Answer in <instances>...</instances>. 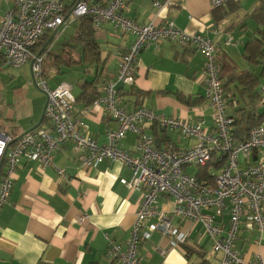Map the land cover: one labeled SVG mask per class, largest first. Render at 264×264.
Here are the masks:
<instances>
[{
    "label": "built area",
    "instance_id": "built-area-1",
    "mask_svg": "<svg viewBox=\"0 0 264 264\" xmlns=\"http://www.w3.org/2000/svg\"><path fill=\"white\" fill-rule=\"evenodd\" d=\"M127 0H110L107 4L78 1L69 12L65 0H15L14 7L0 15V56L5 64L20 67L32 60L37 86L48 95L45 122L17 140L0 128V213L9 202L15 177L22 162H37L42 168L54 167L58 180H67L66 171L55 164L57 154L71 143L78 163L96 168L105 159L120 161L130 170L129 178L121 183L141 196L136 222L125 242L110 243L109 255L120 264H146L140 253L141 244L155 232L168 239L172 246L187 245L193 227L212 240L213 251L220 254V264H264V257L256 254L247 259L236 245L243 229L257 230L264 237V122L250 130L245 141L236 142L232 134L234 117L229 106L238 101L223 87L221 64L216 45L202 33H188L179 29L172 19L162 23L141 24L125 14ZM176 0H154L164 9ZM233 0H211L213 8ZM91 14L97 30L111 22L115 32L135 36L121 55L117 78L103 86V93L93 103L103 107L116 122L105 128L106 142L100 144L90 133L89 125L77 114V100L71 85L61 80L53 88L42 73V56L33 55L35 46L46 34L62 33L69 20ZM163 40L193 45L204 56L206 96L212 108L214 124L192 123L176 116H167L147 107L131 110L121 105V90L117 84L131 88L135 84L140 53ZM230 44L231 41L228 40ZM259 105L264 106V88ZM178 131L184 138L195 139L189 147H159L153 135L145 132L146 125ZM129 132L136 133V154L121 146ZM216 157L222 163L208 175L200 177V168ZM199 168L196 173L189 167ZM171 196L172 210L159 205V197ZM84 218V217H83ZM189 221L192 226L176 224ZM159 249V247H155Z\"/></svg>",
    "mask_w": 264,
    "mask_h": 264
},
{
    "label": "crops",
    "instance_id": "crops-1",
    "mask_svg": "<svg viewBox=\"0 0 264 264\" xmlns=\"http://www.w3.org/2000/svg\"><path fill=\"white\" fill-rule=\"evenodd\" d=\"M78 1L65 0L69 12ZM109 1L102 0L100 4ZM153 1L127 0L124 12L141 24L172 19L183 31L205 35L216 45L220 64L222 58H226L239 72L250 71L260 79L256 90L259 97L255 102L247 95L241 96L231 84L232 89L227 92L239 105H230L229 113L235 119L236 111L242 108L264 112V106L259 105L261 88H264V59L253 64L245 56L249 42L264 41V17L258 21L253 14L261 0H233L231 2L240 5L235 11H230V2L213 8L211 0H176L169 7L159 9ZM14 5L15 0H0V15H5ZM215 12L218 15L222 12L225 16L217 20ZM75 22L70 19L58 39L67 40L74 32ZM96 36L104 60L99 70L103 69L106 82L115 80L120 57L135 36L115 32L111 22L97 29ZM7 67L4 64L0 71ZM95 70L93 68L91 72V79ZM84 73L89 75L85 70ZM58 82L56 80L53 87ZM104 84L99 88L100 95ZM71 90L77 99L81 93L79 84L75 91ZM132 92L131 88L121 92V105L127 110L147 107L192 123L203 121L207 127L214 124L206 96L204 56L193 45L163 40L145 48L138 57ZM76 108L78 115L85 112L81 116L89 125L92 136L100 144L105 143V128L116 127L108 112L103 107L84 106L79 102ZM157 128L148 124L144 130L154 136L158 146ZM166 136L170 145L177 148L189 147L196 142L184 138L178 131L166 130ZM137 141V134L129 132L120 143L136 154ZM55 164L65 169L67 180L59 181L56 168H42L37 162L24 161L19 166L10 200L0 213V264H38L40 261L49 264H120L108 254L110 243L125 244L136 222L141 201L137 191L129 190L120 181L131 176L129 168L120 161L109 159L94 169L84 168L78 163L71 143L57 154ZM159 205L172 210L174 200L162 194ZM175 223L181 224L179 218ZM181 225L192 226L189 221ZM259 235L257 230L250 229H243L239 234L236 245L247 259L256 254L264 257V239L257 242ZM203 238L209 239L213 260L206 258L208 249L202 245ZM156 246L159 249H155ZM140 253L146 264H199L205 260L209 264H220L221 258L213 251L210 236L204 234L200 226L193 227L188 244L182 247L172 246L160 232H155L150 240L141 244Z\"/></svg>",
    "mask_w": 264,
    "mask_h": 264
},
{
    "label": "trees",
    "instance_id": "trees-1",
    "mask_svg": "<svg viewBox=\"0 0 264 264\" xmlns=\"http://www.w3.org/2000/svg\"><path fill=\"white\" fill-rule=\"evenodd\" d=\"M78 1V0H77ZM86 2H92L93 0H85ZM102 0H99L101 3ZM230 11L237 10L240 5L238 2H230ZM263 0L260 1L257 9L253 12L256 20H261L264 17ZM217 20H220L225 16L221 12L219 15L215 12ZM74 32L62 43L58 44L59 51L54 52L53 46L57 43L61 33H57L51 42L45 48L42 56V73L43 76L48 77L52 71H61L63 67H82L87 74H91L93 68H95V75L91 80L80 81L79 87L81 93L77 97V102L84 106L92 105L100 96L99 88L106 82L103 69L99 70V65L104 63L102 59V50L97 40V30L93 26V17L91 14L80 16L75 19ZM52 34L44 35L41 40L32 47L33 55H37L45 44L50 40ZM264 41L252 40L246 46V57L250 63L256 64L260 60L264 59ZM5 64L3 57H0V67ZM222 71L221 78L223 80V87L225 91L231 90V84H234L235 89L238 90L241 96H246L255 102L259 95L257 87L260 84V79L254 73L250 71L239 72L237 67L228 61L226 58H222ZM124 90V89H123ZM121 90V92H123ZM131 93L132 87H131ZM235 123L232 126V134L236 142L245 141L250 133V130L264 122V112L258 113L256 111L247 110L245 108L236 111ZM45 122V120H44ZM155 137L159 147L172 146L168 142L166 136V130L155 129ZM13 140L15 138L13 137ZM221 162H218L216 157H213L206 166L200 168L199 176L202 178L208 175L211 168H220ZM38 264H49L40 261ZM199 264H209L207 260Z\"/></svg>",
    "mask_w": 264,
    "mask_h": 264
},
{
    "label": "rangeland",
    "instance_id": "rangeland-1",
    "mask_svg": "<svg viewBox=\"0 0 264 264\" xmlns=\"http://www.w3.org/2000/svg\"><path fill=\"white\" fill-rule=\"evenodd\" d=\"M64 41L65 39H58L52 50L59 51L58 44ZM85 78L91 79V74L85 75L82 66L63 67L61 71H52L47 79L51 88L56 80H65L75 91L79 82ZM47 100V93L34 84L32 60L20 67L9 66L0 71V128L3 132L16 138L25 129L34 125L40 119ZM197 171H199L197 166L188 168L190 173ZM202 242V245L208 249L206 258L213 260L209 239L203 238Z\"/></svg>",
    "mask_w": 264,
    "mask_h": 264
},
{
    "label": "water",
    "instance_id": "water-1",
    "mask_svg": "<svg viewBox=\"0 0 264 264\" xmlns=\"http://www.w3.org/2000/svg\"><path fill=\"white\" fill-rule=\"evenodd\" d=\"M79 1H80V0H79ZM93 3H94V4L99 3V0H93ZM56 34H57V31H55V32L52 33V37H51L50 40L45 44V46L40 50V52L37 54V56H41V55L43 54L45 48H46L47 45L51 42V40L53 39V37H54ZM32 65H33V63H32ZM32 74H33V81H34V84L37 86V82H36V80H35V78H34L33 70H32ZM37 87H38V86H37ZM38 88H39V87H38ZM117 88H118L119 90H123V89H125V90H129V89H130L128 86H124L122 82H119V83L117 84ZM41 90H42V89H41ZM42 91H43V90H42ZM43 92H45V91H43ZM45 93H46V92H45ZM47 105H48V100H47V103L45 104V107H44L43 113H42V115H41L39 121L37 122V124H35L33 127H31L30 129H28L27 131H25L23 134H21L20 136H18V137L16 138V140H17L19 137H21V136H23L24 134H26L27 132L33 131L34 129L40 127V126L43 124L44 119H45V112H46ZM1 167H2V164H0V170H1Z\"/></svg>",
    "mask_w": 264,
    "mask_h": 264
},
{
    "label": "bare ground",
    "instance_id": "bare-ground-1",
    "mask_svg": "<svg viewBox=\"0 0 264 264\" xmlns=\"http://www.w3.org/2000/svg\"><path fill=\"white\" fill-rule=\"evenodd\" d=\"M119 65V64H118ZM119 67V66H118Z\"/></svg>",
    "mask_w": 264,
    "mask_h": 264
}]
</instances>
